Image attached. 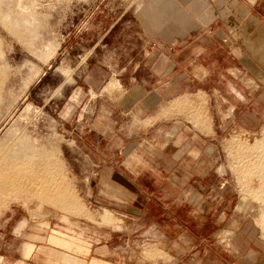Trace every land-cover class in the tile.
Masks as SVG:
<instances>
[{
  "label": "rangeland",
  "instance_id": "obj_1",
  "mask_svg": "<svg viewBox=\"0 0 264 264\" xmlns=\"http://www.w3.org/2000/svg\"><path fill=\"white\" fill-rule=\"evenodd\" d=\"M146 1L0 0V264H45L38 248L51 247L54 234L81 237L90 246L86 257L77 254L84 264L110 263L96 253L104 246L127 264H168L152 246L159 234L139 238L132 221L96 203L90 190L107 143L99 135L103 113L150 50L137 28ZM243 80L252 104L224 103L221 134L208 141L219 155L223 203L248 199L264 227V88ZM33 235L44 240L26 258Z\"/></svg>",
  "mask_w": 264,
  "mask_h": 264
},
{
  "label": "crops",
  "instance_id": "obj_2",
  "mask_svg": "<svg viewBox=\"0 0 264 264\" xmlns=\"http://www.w3.org/2000/svg\"><path fill=\"white\" fill-rule=\"evenodd\" d=\"M263 6L264 0H147L137 13L150 50L133 83L103 113L99 135L107 143L90 190L96 203L132 221L139 238L159 234L152 246L165 263L264 264V227L255 218L261 209L248 199L223 203L219 155L209 142L221 134L224 103L252 104L243 78L264 88V15L255 13ZM258 97L264 103V91ZM30 238L26 258L36 251L33 242L44 240ZM67 238L51 235V247L38 248L39 261L84 264L77 254L86 257L90 246ZM96 253L108 264H127L106 246Z\"/></svg>",
  "mask_w": 264,
  "mask_h": 264
},
{
  "label": "bare ground",
  "instance_id": "obj_3",
  "mask_svg": "<svg viewBox=\"0 0 264 264\" xmlns=\"http://www.w3.org/2000/svg\"><path fill=\"white\" fill-rule=\"evenodd\" d=\"M50 199V198H49Z\"/></svg>",
  "mask_w": 264,
  "mask_h": 264
}]
</instances>
